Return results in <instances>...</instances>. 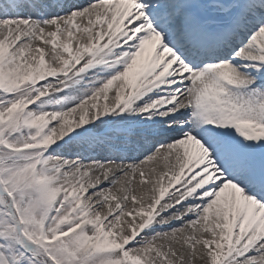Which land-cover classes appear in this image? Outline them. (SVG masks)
Segmentation results:
<instances>
[{
  "label": "snow or ice",
  "instance_id": "6c2138e0",
  "mask_svg": "<svg viewBox=\"0 0 264 264\" xmlns=\"http://www.w3.org/2000/svg\"><path fill=\"white\" fill-rule=\"evenodd\" d=\"M0 264H264V0H0Z\"/></svg>",
  "mask_w": 264,
  "mask_h": 264
},
{
  "label": "bare ground",
  "instance_id": "6f19581e",
  "mask_svg": "<svg viewBox=\"0 0 264 264\" xmlns=\"http://www.w3.org/2000/svg\"><path fill=\"white\" fill-rule=\"evenodd\" d=\"M78 2H86V1H80V0H78Z\"/></svg>",
  "mask_w": 264,
  "mask_h": 264
}]
</instances>
